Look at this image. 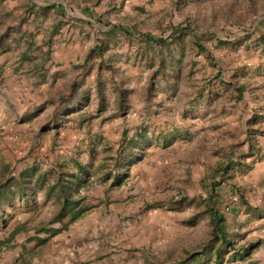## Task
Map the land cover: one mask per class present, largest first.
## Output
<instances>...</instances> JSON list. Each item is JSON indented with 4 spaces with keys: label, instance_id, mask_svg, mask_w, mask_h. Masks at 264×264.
<instances>
[{
    "label": "rangeland",
    "instance_id": "obj_1",
    "mask_svg": "<svg viewBox=\"0 0 264 264\" xmlns=\"http://www.w3.org/2000/svg\"><path fill=\"white\" fill-rule=\"evenodd\" d=\"M52 2L61 4L68 16L42 9ZM29 3L34 8H27ZM79 6L87 8L86 14ZM262 19L264 0H0V177L31 164L42 170L57 163L87 165L86 204L96 203L102 193L101 213L106 216L99 236L91 232L89 239L99 237L107 246L122 248L117 234L128 242L139 236L144 247L134 243L127 249L152 250L159 263H183L186 253L205 250L212 237L208 207L225 217L234 247H243L255 237L247 236L244 207H239L251 201V191L240 179L254 159L220 177L227 155L239 143L225 131L229 124L224 114H234L231 83L246 84L249 93V81L264 80V32L244 38ZM111 25H121L127 33L103 34ZM176 29L181 31L163 43H147L140 36L165 37ZM96 79L102 84L101 102ZM71 81L76 99L68 105L48 101ZM258 88L262 102L264 83ZM121 90L123 108H118ZM200 93L217 97L214 108L221 104L207 124L224 123L216 131L219 142L197 138L202 132L196 126L210 116H205L206 101L195 99ZM54 115L58 130L47 126L40 131ZM225 134L230 142H221ZM116 173L125 177L120 185H110ZM5 210L0 261L6 262L9 254L19 264L16 252L22 251L23 241L44 235L40 230L49 226L54 205L35 191L32 199H12ZM32 249L46 254L49 243ZM228 256L224 253L221 263L231 264ZM199 262L214 263L212 258Z\"/></svg>",
    "mask_w": 264,
    "mask_h": 264
},
{
    "label": "crops",
    "instance_id": "obj_2",
    "mask_svg": "<svg viewBox=\"0 0 264 264\" xmlns=\"http://www.w3.org/2000/svg\"><path fill=\"white\" fill-rule=\"evenodd\" d=\"M263 81L264 80H259V78H256L254 82L249 81L248 87L251 88L250 92H245L244 89L238 98L236 97L233 99V104H235V106L234 109H231V112L233 110L234 114L231 113L232 115L229 117L224 114V123L229 124V127L225 131H229L230 139H233L232 142H239L237 146L242 144L243 147L245 146L243 129L247 126L264 130V117H256V115L264 116V97L262 102L258 100L261 99L258 94V85L263 86ZM233 86L234 83H231L230 87ZM233 93L236 95L234 91ZM215 98L217 97L213 96L211 93H200L197 97H195V99L199 102L206 101V107L204 106L206 111L205 116L208 117L210 115L209 119H205V122L196 126L199 130H201L200 132H202L201 136L200 134L197 135V138L199 137L201 140L204 139L203 142L220 141V137H216V131L219 130L220 126L223 127L224 123L220 125V122H218L217 125H207L208 121L213 119L214 109H216L214 108L213 100ZM252 99H255L254 103ZM210 100H212V102H210ZM217 104L218 103H216V105ZM217 106L220 110L221 104ZM218 109H216L215 113H218ZM224 110L226 111V108H224ZM240 111H242L245 116L242 117V113ZM239 113L240 117L237 115ZM197 138L195 137V141ZM259 139L260 142H264L263 137H259ZM221 142H230L227 134L224 135V139L221 140ZM163 143L164 145H168L167 142ZM231 154L232 153L230 152L227 155L228 159ZM248 159L249 157L245 158V162H247ZM231 172L233 174L235 173L232 169ZM245 172L246 173L241 177L240 181L245 190L251 191V193H249L251 201L247 204L245 203L246 205H241L239 207H244V210H242L244 216H246L245 221L248 222L247 227L249 228H247V236L253 235L250 237L255 238H251L252 240H248V242L243 245L244 248L249 247L246 251V255L242 257L243 261H235L236 258L232 255V252L236 251L230 250L226 254L229 253L228 261L231 264H264V155L254 160V163L247 165ZM234 178L236 177L234 176ZM227 182H229V179H227ZM87 192L90 195V191ZM255 192L258 194L257 197H250ZM100 196H102V193H99L98 197L100 198ZM88 198H90V196L87 195L86 201ZM99 198L96 197V203L91 205L92 207L89 208L80 218L68 224L66 228L59 229L51 235H48V233L41 236L36 234L35 236L28 238L27 241H23L25 243H22L23 245L21 244L22 251L19 249L18 252H16L19 264H165L154 260L156 252H152V250H150V252H148L149 250L147 252H140L133 251L131 248L127 249L129 247H133L134 243L137 245H143L144 247V242L139 236L131 238L130 242H128L125 240L124 235L117 234L115 238L117 241L121 242L120 244L122 248L107 246V241L105 240L106 243L101 242L99 237L89 239L91 232L95 233L96 236H99L100 229L103 227L104 218L106 217L104 213H101L103 206L101 205ZM209 208L210 207H208V209ZM236 208L232 210L233 213L237 212L238 208ZM224 223L226 224L225 217ZM54 224H52L53 227H59ZM236 227L237 224H234L233 230H235ZM106 228L104 226L105 230ZM46 242L47 245L49 243V251H47L46 254L33 252L32 246L36 247L38 244ZM28 243H31L30 247L27 246ZM101 248L105 250L101 251ZM145 248H147V246H145ZM205 256L209 259L212 258L214 261L213 264H218L217 261H215L216 258L214 253L206 250V248L205 250L186 253L185 258L183 259L185 261L177 264H201L202 262H199L200 259H202V261L204 258L208 259ZM4 260L6 262L0 261V264H16L15 262H12L13 257L9 254L6 258H4Z\"/></svg>",
    "mask_w": 264,
    "mask_h": 264
},
{
    "label": "trees",
    "instance_id": "obj_3",
    "mask_svg": "<svg viewBox=\"0 0 264 264\" xmlns=\"http://www.w3.org/2000/svg\"><path fill=\"white\" fill-rule=\"evenodd\" d=\"M42 9H51L53 10L59 17H67L68 15L64 11V8L59 3H48L45 6H41ZM79 10L81 13L86 14L87 8L85 6H79ZM27 8H34L33 3H29ZM79 22H84L83 19H79ZM262 31L264 32V19L260 20L256 27L253 28L252 31L245 33L244 38L250 36L254 31ZM181 31L179 29L173 30L165 37L155 38L150 36L149 34L143 33L140 34L141 39L147 43H163L166 39H168L172 33ZM115 32H121L126 34L125 27L121 25H111L109 28L104 30L103 34H112ZM3 37L0 36V46L2 45ZM200 53L205 54V58L208 57L207 50L198 42H195L194 45ZM98 49V46L95 50ZM98 51V50H97ZM92 50L88 51V56ZM48 51L44 53V60L47 59ZM23 58L27 59L29 57L23 55ZM22 58V59H23ZM34 68V67H33ZM34 70V69H33ZM96 94L99 99V102L102 100L101 95V81L96 79ZM246 84L234 83L233 91L236 93V97L241 95L244 91ZM76 84L71 81L68 83V88L66 91H61L58 93L55 99L49 98L48 101L57 103H62L67 105L71 103L74 99H76ZM117 106L118 108H123V92L122 90L117 93ZM64 104V105H65ZM66 105V107H67ZM65 108L61 107V111ZM67 113H65L66 115ZM66 117V116H65ZM257 118H263V115H256ZM56 115L54 118H49L47 124L41 125L40 131L46 129L47 126L54 128V132L58 130L59 121H56ZM66 119V118H64ZM256 119V118H255ZM243 133L245 136V146L243 144L240 146H234L231 152V156L228 159L226 165L222 169L221 176H228L230 174V168L232 166L243 167L245 165V158L250 157L251 159H258L264 155V142H260L259 137L264 138V130H260L258 128L246 127L243 129ZM263 144V145H262ZM126 148H130L134 150L135 145L126 144ZM133 152H128V155H131ZM247 155V156H245ZM230 169V170H227ZM88 166L81 164L80 162H75L74 168H69L64 166L63 164H55L48 169L42 170L36 164L28 165L22 168L17 174L10 175L8 177L2 178L0 177V227L3 228L5 226L6 219L4 215L7 213L5 208L6 205L11 204V200L15 199L17 201H26L28 199H32L35 195V191L40 192L41 196L44 200L50 201L54 205V210L50 218L48 219V227L41 228L44 234L48 233V235L54 234L59 229H64L68 224L80 218L91 205H87V191L89 188L88 184ZM125 176L114 174L111 178L110 185H120L121 180ZM216 184L213 183L208 192V199L213 196L212 191ZM236 190V189H234ZM209 221L212 226V237L208 240L206 244V248L208 251H211L215 255V261L217 263H221V256L227 253L230 250L236 251L232 252V255L235 257L242 258L246 255V251L249 248L234 247V243L227 238V230L226 225L224 223V217L217 210L209 208ZM58 224V228L53 227L52 224ZM17 228H12L9 232V237H11ZM218 259V260H217Z\"/></svg>",
    "mask_w": 264,
    "mask_h": 264
}]
</instances>
